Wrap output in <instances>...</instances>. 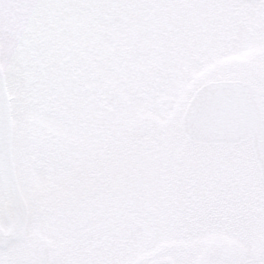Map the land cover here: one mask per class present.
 Instances as JSON below:
<instances>
[{
  "label": "snow or ice",
  "instance_id": "1",
  "mask_svg": "<svg viewBox=\"0 0 264 264\" xmlns=\"http://www.w3.org/2000/svg\"><path fill=\"white\" fill-rule=\"evenodd\" d=\"M0 264H264V0H0Z\"/></svg>",
  "mask_w": 264,
  "mask_h": 264
}]
</instances>
